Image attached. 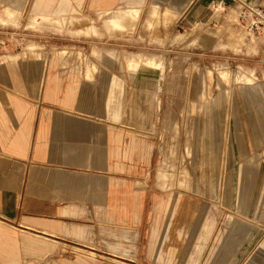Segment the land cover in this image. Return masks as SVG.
Here are the masks:
<instances>
[{
	"label": "rangeland",
	"instance_id": "374dc122",
	"mask_svg": "<svg viewBox=\"0 0 264 264\" xmlns=\"http://www.w3.org/2000/svg\"><path fill=\"white\" fill-rule=\"evenodd\" d=\"M31 1L0 0L4 108L5 92L17 84L25 89V75L42 73L60 51L89 59L95 73L128 78L136 67L152 88L141 91L147 122L133 128L127 146L133 138L148 145L151 161L124 155L125 139L123 155L112 158L118 201L125 191L146 190L142 218L133 225L132 209H114L122 221L109 220L107 209L25 210L28 172L47 164L0 157V222L16 234L20 264H76L77 257L85 264H264V0H213L189 17L151 0H126L102 13L89 0L83 9L54 13L69 0H34L32 11ZM29 52L40 57L23 55ZM9 56H20L13 68L2 60ZM127 93L129 102L133 92ZM38 213L49 217L35 221L62 230L46 234L54 245L35 258L20 229ZM78 227L81 236L72 231ZM44 228L25 230L41 238Z\"/></svg>",
	"mask_w": 264,
	"mask_h": 264
},
{
	"label": "crops",
	"instance_id": "0c3cea01",
	"mask_svg": "<svg viewBox=\"0 0 264 264\" xmlns=\"http://www.w3.org/2000/svg\"><path fill=\"white\" fill-rule=\"evenodd\" d=\"M125 1L89 0V6L95 12L102 13L115 10ZM212 1L151 0L162 8L179 12L178 17H189L197 7L207 10V5ZM32 2L34 0L31 1V11ZM85 2L86 0H69L67 5L52 8L51 11H68L74 5L83 9ZM39 11L37 14L41 15L45 10ZM63 54L66 52L55 54L53 63H47L42 73L25 75V89L17 84L11 91L5 92L7 108L0 101V157L47 164L28 172L25 181V210L70 212L69 210L107 209L109 220L122 221L123 216L114 209H132L129 220L136 225L142 218L146 190L137 189L135 193L132 190L125 191L129 193L126 194L127 197L118 201L121 197H115V191L111 190L113 177L110 170L111 162L114 161L112 158L123 155L121 147L124 142L121 140L124 139V155L141 156L145 163L151 161L148 145L133 138L127 146L133 128L142 127L147 122V117L144 118L143 115H148V111L138 105V100L144 99L146 102L147 94L141 91L152 88L148 87L150 80L138 72L136 67L133 71L127 70L131 73L128 78L115 73H95L97 66L89 59L65 57ZM23 55L31 59L40 57L31 52ZM19 58L20 56H9L2 60L13 68ZM127 90L133 92V95H129V102L125 100ZM10 116L16 122L15 126ZM35 118L36 135L32 139V121ZM133 195L135 203L132 205ZM160 200L154 207L150 247L158 235L160 218H157V205ZM114 202H127L128 205H110ZM174 210L173 206L170 218ZM38 216H28L31 221L23 223L24 229H20L25 251L35 258L41 256V251L49 250L54 245L46 234L62 230L61 226L53 222L35 221L49 217L42 213H38ZM37 225L45 227V236L34 237L25 230V227ZM181 225L182 230L185 225L183 221ZM72 231L77 236L84 233V229L80 227ZM16 239L15 232L0 222V264H20ZM76 264H85V261L77 257Z\"/></svg>",
	"mask_w": 264,
	"mask_h": 264
},
{
	"label": "bare ground",
	"instance_id": "6f19581e",
	"mask_svg": "<svg viewBox=\"0 0 264 264\" xmlns=\"http://www.w3.org/2000/svg\"><path fill=\"white\" fill-rule=\"evenodd\" d=\"M123 11V10H122ZM128 11V10H127ZM119 13V12H118ZM120 14V13H119ZM114 15V14H113ZM128 15V14H127ZM124 16H126V15H124ZM118 17V16H117ZM123 17V16H122ZM128 17V16H127ZM119 18V17H118ZM122 19H124V18H122ZM221 190V189H220ZM186 211V210H185ZM181 219V218H180Z\"/></svg>",
	"mask_w": 264,
	"mask_h": 264
}]
</instances>
